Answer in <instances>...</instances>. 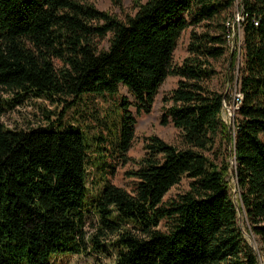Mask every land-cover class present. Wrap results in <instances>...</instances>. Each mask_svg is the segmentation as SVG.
Returning <instances> with one entry per match:
<instances>
[{
	"label": "trees",
	"instance_id": "1",
	"mask_svg": "<svg viewBox=\"0 0 264 264\" xmlns=\"http://www.w3.org/2000/svg\"><path fill=\"white\" fill-rule=\"evenodd\" d=\"M237 4L244 40L230 70L243 56L242 98L231 126L222 112L232 98L214 81ZM134 5L123 19L88 0H0V264H57L62 254L109 248L116 264H264V0ZM191 27L187 56L174 64ZM170 75L179 80L164 97L161 122L180 131V144L146 137L128 173L130 192L109 178L106 149L96 144L106 139L87 137L82 125L64 122L66 113L84 95L115 96L125 87L133 102L120 104L116 148L130 161V107L150 113ZM8 94L66 104L46 127L8 128L1 120ZM184 178L188 189L166 199Z\"/></svg>",
	"mask_w": 264,
	"mask_h": 264
},
{
	"label": "rangeland",
	"instance_id": "2",
	"mask_svg": "<svg viewBox=\"0 0 264 264\" xmlns=\"http://www.w3.org/2000/svg\"><path fill=\"white\" fill-rule=\"evenodd\" d=\"M88 1L94 3L99 9L110 11L112 14L124 19L127 14L135 12L134 4L136 1L145 2L146 0H122L121 6L113 5L111 0ZM238 2H240V0H238ZM237 10L238 4L235 8L230 10L229 15H231L232 12L236 13ZM196 29L202 31L204 28L197 27ZM192 30L193 28L191 27L183 32L174 53V64L181 63L187 56V46ZM235 40H237L238 44L240 42L243 43L244 32L242 29L237 28ZM108 42V38L102 40L100 42V47H107ZM237 43L235 42V44ZM236 46L237 45H235L234 48L230 46L226 56L217 64L220 75L214 81V85L217 89L222 90L232 98L231 102L228 101L225 103V109L222 112V119L231 126L237 115L234 100L239 92L236 87L238 85L237 78L243 66V56L240 55L237 67L230 70V57L232 52L237 48ZM178 80L179 78L174 75L167 77L160 86L150 113L138 115L136 108L131 105L130 111L136 118V132L133 145L127 153V157L132 160L127 162H125L124 157L118 153L116 148V137L119 135L120 128V104L124 99L130 103L133 102V98L125 87H121L119 94L115 96L84 95L83 99L79 101V104L70 108L66 113L64 122L75 123L78 126L82 125L81 127L86 130V134H88L87 137L89 136L92 138L96 135L106 139V141L99 139V143L96 142V144L106 149L104 151V161L107 163L109 171L112 172L109 178L115 185L124 187L130 192L133 189L135 179L130 177L128 173L135 168L133 160L140 159L144 155L145 151L143 146L146 137L157 135L171 144H180V131L172 123L165 125L161 122L164 115V97L177 86ZM6 96L10 103L1 120L8 128L30 130L38 127H46L51 121L55 120L57 117L56 112L63 109L66 104V102H62L61 104L52 103L50 100L33 96L15 100H13L15 97H13L12 94ZM229 160L232 166H235V158L229 157ZM112 167H114V169H112ZM93 180H96V178ZM189 182L190 180L188 178H184L179 185L170 190L166 199L177 197L178 194L186 191L189 187ZM231 182L234 187L235 181L232 177ZM90 186L97 189L96 187H98V184L94 186L90 181ZM233 192H235V189H233ZM92 217L91 214L88 216L89 222L93 221ZM241 226L246 237L257 249L259 244L247 234L244 220L241 221ZM161 229H166L164 223L161 225ZM57 264H116V252L112 248H109V251L105 253L89 250L82 254H62L57 257Z\"/></svg>",
	"mask_w": 264,
	"mask_h": 264
},
{
	"label": "built area",
	"instance_id": "3",
	"mask_svg": "<svg viewBox=\"0 0 264 264\" xmlns=\"http://www.w3.org/2000/svg\"><path fill=\"white\" fill-rule=\"evenodd\" d=\"M243 20V16L240 12H237L236 15H235V18L234 19H231V20H228L227 22V25L230 27V32L228 34V38H229V43H230V46H232L233 48L235 47V45H237L236 47H240L241 46V43L238 44H235L236 40H235V37H236V31H237V28L241 27V22ZM237 98L238 100L242 98V94L241 93H237ZM238 105L236 106V109L238 108Z\"/></svg>",
	"mask_w": 264,
	"mask_h": 264
},
{
	"label": "water",
	"instance_id": "4",
	"mask_svg": "<svg viewBox=\"0 0 264 264\" xmlns=\"http://www.w3.org/2000/svg\"><path fill=\"white\" fill-rule=\"evenodd\" d=\"M232 173H234V168H232ZM240 218H241V221L243 220L242 219V215L240 214Z\"/></svg>",
	"mask_w": 264,
	"mask_h": 264
}]
</instances>
